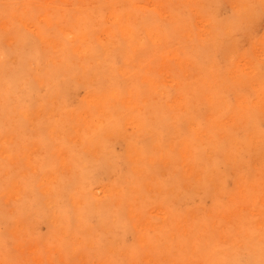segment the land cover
Returning a JSON list of instances; mask_svg holds the SVG:
<instances>
[{"label": "bare ground", "instance_id": "1", "mask_svg": "<svg viewBox=\"0 0 264 264\" xmlns=\"http://www.w3.org/2000/svg\"><path fill=\"white\" fill-rule=\"evenodd\" d=\"M13 1L1 8L0 0V26L12 44L0 55V225L14 223V204L2 203L18 197L45 218L63 263L70 239L104 261L101 245L76 238L80 230L111 234L112 257L149 250L166 264H264V165L251 164L264 155V44L235 58L229 38L264 11V0H231L232 15L220 23L208 12L213 0H144L142 7L140 0H69V8ZM218 51L228 58L224 69ZM78 89L85 95L71 108L65 95ZM114 137L126 142L120 155ZM31 146L44 156L32 160ZM229 169L240 170L231 188ZM196 195L211 206L179 209ZM13 252H2L0 264H17Z\"/></svg>", "mask_w": 264, "mask_h": 264}, {"label": "rangeland", "instance_id": "2", "mask_svg": "<svg viewBox=\"0 0 264 264\" xmlns=\"http://www.w3.org/2000/svg\"><path fill=\"white\" fill-rule=\"evenodd\" d=\"M44 1H47V2H50L51 0H44ZM229 1V2H228ZM10 3V4H12L14 1L13 0H1V3H2V6L3 7H1V8H4V4L5 3ZM60 2H62V4L64 5V7H67V8H69V7H72L71 5H72V3L69 1V0H59V4H60ZM226 5V7H225V5H223V3ZM1 3H0V5H1ZM68 3H71V4H68ZM219 5H218V4ZM220 3H222L221 5L223 6V7H221V9H220ZM46 4V3H45ZM62 4H60V5H62ZM139 5L142 7V6H144V5H147V4H145V1L144 0H140V3H139ZM148 5L150 6V5H152L151 3H150V1H148ZM213 7H211V8H208V12H210L209 13V15L213 18V19H215V21L217 22V20L219 21V22H217V23H220V22H222V19H227L228 17H230V15H232V11H233V8H232V2H231V0H215V2H214V0H213ZM51 7H52V5H50ZM229 8H228V7ZM212 8H214L213 10H212ZM46 9H49L47 6H46ZM217 9V10H216ZM231 9V10H230ZM3 10V9H2ZM221 10V11H220ZM255 10H257L258 11V8H256ZM1 11V10H0ZM212 11H214L212 14H211V12ZM221 13H220V12ZM193 12H195V10L193 11ZM217 12V13H216ZM214 14V15H213ZM215 14H217V16L215 15ZM219 14V15H218ZM220 14H222V15H220ZM214 16H216V18L214 17ZM218 18V19H217ZM220 18V19H219ZM260 20V21H259ZM224 21V20H223ZM257 22V23H256ZM251 24V25H250ZM9 26V25H8ZM247 26V27H246ZM237 30V29H236ZM234 31L235 33H231V34H229V38H231V40L234 42V48H233V51H232V55L234 54H236V57L235 58H237L238 57V55H240V54H244V53H246V54H248L251 50H257V51H260V47H261V44L260 43H262V44H264V41L263 40H261L263 37H264V11H261V12H259L258 14H256L254 17H253V19H251V20H249V21H246V22H244L243 24H241L239 27H238V31ZM4 32H5V28H3L2 27V29H1V26H0V44H2L3 43V45H0V55H2V54H4L5 52H7V51H9V48H10V46L12 45V44H10L11 43V41L9 40V37H7L5 34H4ZM244 32V33H243ZM246 32V33H245ZM7 37V38H6ZM243 38V39H242ZM3 39V40H2ZM236 39L239 41V43L236 41ZM7 40V41H6ZM241 40H243V41H241ZM253 40V41H252ZM8 41H9V43H8ZM260 42V43H259ZM237 43V44H236ZM254 43H256L255 44V46H254ZM8 44H10V46H7ZM7 46V50L5 49V47ZM238 46H241V48L240 47H238ZM255 48V49H254ZM238 49H240L239 50V53L237 52L238 51ZM6 50V51H5ZM4 51V52H3ZM218 55V56H217ZM217 55H216V58L215 59H219L218 57H220V60H221V62H220V60H216V62H217V65H219L220 67H222V64L224 65L225 64V62H227L228 61V58L227 57H224V56H222L223 54L221 53V51H218V53H217ZM233 55V56H234ZM221 56H222V58H221ZM220 62V63H219ZM241 64H243L244 63V61L242 60L241 62H240ZM225 66H226V64H225ZM225 66H223L222 67V69H224L225 68ZM227 67V66H226ZM262 69L264 70V62H263V64H262ZM231 89H228L226 92H228L229 91V93H228V95L229 96H227V93L225 94V96H227L230 100H234V104H236L237 106L240 104L239 102H237L236 101V99L238 98V97H236V95L234 96V90H231ZM76 93H75V92ZM249 91H251V90H244L243 91V93L244 94H246V95H248L249 96ZM75 93V97L73 98L74 99V102L75 103H72L73 101H71L72 99H70V98H72L71 96ZM70 93H71V95H70ZM69 95V96H68ZM68 95L66 94L65 95V98H69V99H67V101H68V104H69V106L71 107V108H73V107H75L77 104H78V101H80L83 97H84V95H85V91L83 90V89H78V91H76V90H72V91H70L69 93H68ZM251 99H252V97L251 96H249ZM239 98H240V100H243V98L242 97H240V95H239ZM76 99V100H75ZM65 101H66V99H65ZM72 103V104H71ZM75 106H74V105ZM72 105V106H71ZM263 122V123H262ZM259 126H260V128L261 129H264V119H261L260 120V123H259ZM117 138V137H116ZM114 140H111L112 141V143L114 142V141H116L115 143H113V144H115L114 146H113V151H114V153L116 154V155H120V154H122L123 153V149H124V146L126 145V142L124 141V140H122V138H118V140L119 139H121V140H119V141H117L116 139H115V137L113 138ZM117 143V144H116ZM120 143V144H119ZM122 143V144H121ZM29 145H31V143L29 144ZM40 148V149H39ZM36 151V152H35ZM37 152H38V154H37ZM35 156H37L38 158H42L43 156H44V151H43V149H42V147L41 146H37V147H34V146H31L30 147V157L32 158V160H36L37 159V157H35ZM45 154H46V156H47V153L45 152ZM58 158V156L57 155H55V156H53L52 157V159H54V161H55V163H56V165L57 166H59V164L61 163V159L60 158ZM58 161V162H57ZM251 164L253 165V166H258V165H260V164H263L264 165V155L262 156V158H261V160H251ZM15 171H16V169H14V174H15ZM239 171L240 170H237V169H235V170H231V169H229V177H228V181H227V187L228 188H231L232 186H233V184H234V179H235V177H236V175L239 173ZM117 173V171L116 172H113L110 176H109V180L110 181H113V180H115L116 179V175H118V174H116ZM161 176L162 177H165L166 176V172H164V171H162L161 173ZM3 176L4 177H6L4 174H3ZM16 177V176H15ZM107 180V179H106ZM104 183H106V181L104 182ZM103 183V184H104ZM95 191H96V193H98V194H100L101 195V192H102V184H100V187H95ZM16 199H18V197H15L14 198V203L12 202V201H10L9 203H7L6 201L5 202H3L2 204H5V205H3V206H10L11 204H14V223H12L11 222V224L9 223V222H7V223H5V224H1L0 225V233H1V235H3L2 236V243H4L5 245H3L2 243H0V256L2 255V252L4 253L5 251H7V252H9V250L10 251H12L13 252V248H14V250H16V246L21 242V243H23L26 247H24V249L21 251V252H19V251H14L13 253H14V255H15V252H16V255H17V257L19 258H16V255L14 256V259H15V261L17 262V264H19V263H22V264H29V262H30V264H39V263H44V264H47V263H49V264H61V262H62V264H72V263H74V264H78V262H79V264H166L165 262H164V260H166V258L167 257H161V256H159V255H154V254H152V252L151 251H149V250H146L145 252H144V254L142 255L141 253H138V254H136L134 257H131L130 255H124L122 252H120V253H114V256L112 257V256H110V254H108V251L110 250V249H108V248H106V247H110L109 246V244H108V242L109 241H112L114 238L111 236V234H101V235H97V236H89L88 234H86V233H84L83 231H81V232H79L80 230H76V234L77 235H80L79 233H81L82 235H80V236H78V237H76L77 239H79V241L82 243V239H84L85 237H87V239H88V237H91V238H89V240H92V241H94V243L95 244H97V245H101L102 247L101 248H103L102 250L104 251L103 253H105V257L102 259V260H104L103 262H100L101 260H100V258L98 257L99 255L98 254H89L88 253V251H87V249L84 247V245H86V242H84L83 241V244L80 246V244L78 245V243H73L72 241H73V239H70V241H67L66 243H64V245H65V247H64V251L62 252V254H64V256H65V253L67 252H69L70 253V251L72 250V252L68 255V256H66V257H68L69 258V262H65V263H63L64 261L61 259V256H60V253H58L57 254V249L56 250H54L55 249V247L57 248L58 246H60V245H58V244H60L61 242H60V240L58 239V238H54L55 236H53L51 233H50V231H49V226H48V224H47V221L45 220V218L43 217V216H41V215H38V214H36L38 217H36V215L35 214H33V212H35L38 208L36 207V206H34V207H29V205H28V207L26 206V203H24V201H19V200H16ZM16 200V201H15ZM197 200V201H196ZM19 201V202H18ZM16 204V205H15ZM211 199L210 198H205V199H203L202 201H201V199L199 198V196L198 195H196L195 197H194V199L192 200V201H190V202H188V203H182L180 206V210L181 209H185L186 208V206H189V207H194L195 205H200L201 207H204L205 209L206 208H208V207H210L211 206ZM19 206V207H18ZM174 206L176 207V203H174ZM32 208V209H31ZM156 209V208H155ZM16 210V211H15ZM144 211H146V214L147 215H149V214H153V216H154V218H158L157 217V210H155V211H152V209H150V207H148V208H146V210L145 209H143ZM11 211V210H10ZM10 211H8L7 213H6V215L7 216H9L10 215ZM23 211H24V213H23ZM29 212V213H27V212ZM19 212H21V213H19ZM26 212V213H25ZM29 214V215H28ZM18 216V217H17ZM31 216V217H30ZM33 216V217H32ZM35 216V217H34ZM16 217V218H15ZM27 218V222H26V218ZM30 217V219L28 220V218ZM44 219H43V218ZM19 218H21L22 219V222L24 223V224H26L25 226L24 225H21V226H19L18 228H16V221H17V219H19ZM32 219H34L33 221H32ZM41 221H40V220ZM43 219V220H42ZM36 220H37V222H36ZM39 220V221H38ZM44 221V222H43ZM156 221H158V220H156ZM28 222H29V224H31V226H29L28 225ZM34 222H36V223H34ZM41 222H43V223H41ZM41 224V225H40ZM8 225V226H7ZM29 226V227H28ZM39 226V227H38ZM6 227V228H5ZM26 227V228H25ZM16 228V229H15ZM78 229H81L80 227H77ZM13 229H14V233L12 232L13 231ZM3 230V231H2ZM11 230V231H10ZM35 230L36 231H41L42 233H40L39 234V232H35ZM47 230V231H46ZM33 234H32V233ZM47 232H49V233H47ZM84 233V236H83V233ZM9 234L8 236H7V234ZM35 233H37V235L35 234ZM27 236H26V235ZM43 234H44V236H43ZM12 235V236H11ZM20 235V236H19ZM47 235V236H46ZM88 235V236H87ZM25 236V237H24ZM53 236V237H52ZM83 236V237H82ZM5 237H7V238H5ZM34 237V238H33ZM49 237V238H48ZM94 237V238H93ZM97 239H96V238ZM13 238H14V240H13ZM30 238V239H29ZM36 238V239H35ZM46 239V241H45V239ZM51 238V240L49 241V239ZM98 238L100 239L99 241L101 242L100 244H98L97 242V240H98ZM33 239V240H32ZM54 239V240H53ZM86 239V238H85ZM96 239V240H95ZM4 240H6V241H4ZM17 240V241H16ZM22 240H25V241H23L22 242ZM43 240V241H42ZM47 240H48V242H47ZM56 240V241H55ZM72 240V241H71ZM10 241H12V242H10ZM27 241V243L25 244L24 242H26ZM35 241V242H34ZM55 241V242H54ZM7 242V243H6ZM31 242V243H30ZM32 242H33V244H32ZM36 242H38V247L39 248H36ZM70 242V243H69ZM118 242H121V241H118ZM118 242H116V245L117 244H121V243H118ZM134 242V239H133V235L131 234V233H128L126 236H125V244L126 245H131L132 243ZM40 243H42L43 245V248H44V251H43V248L41 249V250H39L42 246H41V244ZM54 245V246H52V244ZM85 243V244H84ZM103 243V244H102ZM48 244V245H47ZM67 244V245H66ZM51 245V246H50ZM71 245V246H70ZM171 245V244H170ZM2 246H4V248L2 247ZM77 246H79V247H81V248H78ZM83 246V247H82ZM105 246V247H104ZM12 247V248H11ZM48 247H53V253L51 254L49 251H48ZM67 247V248H66ZM72 247H73V249H72ZM77 248V249H76ZM65 249H66V251H65ZM69 249V250H68ZM75 249H76V251H75ZM83 249V250H82ZM85 249H86V251L87 252H85ZM167 249H169V245H165V246H161V250H160V252H164L165 250H167ZM37 250H39L40 252H42L41 254L37 251ZM36 251V252H35ZM46 251H48V252H46ZM83 252L85 253V254H83ZM158 252V251H157ZM19 253H21V254H19ZM37 253H39L38 255H37ZM75 253V254H74ZM177 253V249H176V247L175 246H173V249H172V257L174 258V254H176ZM47 254V255H46ZM51 254V256H52V258L49 256ZM87 254H89V259H91L92 258V260L91 261H89V260H87L86 261V259H88V255ZM119 254V255H118ZM36 255L37 256H40L42 259H44V260H37V262L35 261V257H36ZM46 255V256H45ZM87 257V258H85V256ZM150 256V255H153V256H151L150 258H152L153 260H151V261H148L147 260V256ZM57 258H59V259H56V257ZM97 256V257H96ZM156 256H159V257H156ZM44 257H46V258H44ZM73 258V259H71V258ZM76 257V258H75ZM94 258H96V259H94ZM97 258H99V259H97ZM106 258V259H105ZM160 258V259H159ZM46 259V260H45ZM51 259V260H50ZM53 259V260H52ZM56 259V260H55ZM78 259V260H77ZM58 260V261H57ZM77 260V261H76ZM98 260V261H97ZM54 261V262H53ZM55 261H57V262H55ZM173 261H174V259H173ZM173 261L172 262H168L169 264H173ZM191 260H188V261H186V263L185 264H191V262H190ZM86 262V263H85ZM130 262V263H129Z\"/></svg>", "mask_w": 264, "mask_h": 264}]
</instances>
